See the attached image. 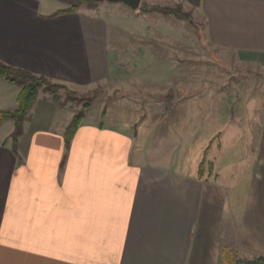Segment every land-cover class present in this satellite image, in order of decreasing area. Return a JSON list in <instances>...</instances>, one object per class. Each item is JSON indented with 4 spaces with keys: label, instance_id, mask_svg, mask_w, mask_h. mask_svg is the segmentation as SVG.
<instances>
[{
    "label": "crops",
    "instance_id": "crops-1",
    "mask_svg": "<svg viewBox=\"0 0 264 264\" xmlns=\"http://www.w3.org/2000/svg\"><path fill=\"white\" fill-rule=\"evenodd\" d=\"M42 1L0 0V59L56 83L107 82L123 52L112 41L124 35L142 62L156 61L154 39L177 36L160 26L164 14L142 11L146 5L181 6L210 44L264 69V0H141L136 10L119 2L124 14H154L159 26L126 34L80 9L53 14L67 4L43 10ZM91 48L106 52L100 62ZM19 90L0 77V110L16 107ZM40 96L18 150L12 131L0 138V264H240L264 255V157L251 159L238 181L246 179V192L236 193L216 159L200 175L201 161L193 171L182 155L158 160L151 138L135 142L136 131L103 121H82L67 146L71 120L56 121L64 105Z\"/></svg>",
    "mask_w": 264,
    "mask_h": 264
},
{
    "label": "rangeland",
    "instance_id": "rangeland-1",
    "mask_svg": "<svg viewBox=\"0 0 264 264\" xmlns=\"http://www.w3.org/2000/svg\"><path fill=\"white\" fill-rule=\"evenodd\" d=\"M42 2L43 10H57L65 5L56 0ZM92 3L93 7L83 4L80 12L101 16L105 27H113L114 32L126 34L137 26L153 31L154 14L147 19L141 15L135 18L133 14H124L119 2ZM194 22L196 25L162 15L160 26L175 32L177 38L155 40L154 33L151 35L150 39L161 42L155 45L157 54H151L156 61L142 62L145 55L136 47L126 46L133 39L124 35L111 40L123 52L117 57L121 65L110 72L107 82L74 85L51 80L59 87L54 92L41 88L39 94L43 99L45 94H51L64 105L56 121L72 120L82 112L87 123L103 121L105 125L138 132L133 135L135 142L151 138L153 156L158 160L168 163L182 155L193 171L201 161L202 175L213 169L216 159L218 165L225 164L220 168L221 180L231 183L235 178L236 183L231 186L236 185L234 191L244 194L248 182L245 178L238 182L243 171L251 159L264 157V150H260L264 143V69L220 51L205 37L203 24ZM89 52L97 62L106 53L100 48H91ZM110 57L113 56H109L107 63H111ZM137 61L143 63L140 69L129 65ZM14 129L15 121L7 120L0 127V138ZM232 195L234 200L238 199L239 195Z\"/></svg>",
    "mask_w": 264,
    "mask_h": 264
},
{
    "label": "trees",
    "instance_id": "trees-1",
    "mask_svg": "<svg viewBox=\"0 0 264 264\" xmlns=\"http://www.w3.org/2000/svg\"><path fill=\"white\" fill-rule=\"evenodd\" d=\"M67 4L66 7L55 11L53 14L59 13H74L80 9V7L87 3L91 7L97 0H59ZM93 7V6H92ZM144 11H157L164 15L178 16L186 19L190 24L196 25L191 13L185 11L181 6H144ZM0 77L7 80L9 83L19 87V93L17 97V104L13 110H0V125L8 120L13 119L15 121V129L11 133L10 137L13 144V150H18L19 137L23 133V123L27 115L31 111L32 107L36 103L40 90L43 88L45 91L54 92L59 84L51 82V80L42 74H37L26 68L12 65L0 59ZM63 87V86H60ZM84 119L82 112L76 113L72 120L69 122L65 131V140L67 146L69 145L71 138L76 133L78 127ZM240 264H264V255H258L251 259H245Z\"/></svg>",
    "mask_w": 264,
    "mask_h": 264
},
{
    "label": "water",
    "instance_id": "water-1",
    "mask_svg": "<svg viewBox=\"0 0 264 264\" xmlns=\"http://www.w3.org/2000/svg\"><path fill=\"white\" fill-rule=\"evenodd\" d=\"M109 1L122 2L134 10L138 9L141 4V0H109Z\"/></svg>",
    "mask_w": 264,
    "mask_h": 264
}]
</instances>
